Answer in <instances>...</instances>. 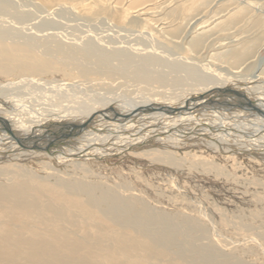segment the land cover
<instances>
[{
	"label": "rangeland",
	"instance_id": "374dc122",
	"mask_svg": "<svg viewBox=\"0 0 264 264\" xmlns=\"http://www.w3.org/2000/svg\"><path fill=\"white\" fill-rule=\"evenodd\" d=\"M240 1L1 0L0 6L8 3L6 5H9L13 11L6 12L7 15L2 17L5 25L0 22V32L4 30L15 33L13 37L18 38L14 40H20V37L36 38L41 44L62 42L64 46L93 42L105 51L127 48L126 52L132 54L135 53L128 49L130 46L154 47L161 50L163 56L176 58L180 63L184 62L197 69L204 64H220L229 70H238L240 80H244L246 77H252L253 74L255 76L264 74V0ZM237 21L241 24H237ZM44 28L45 35L39 32ZM9 39H0V84L9 85L7 93L15 92V96H21L13 100V111L8 112L12 117L15 115L14 122L22 123L26 127L38 125V129H43L53 125L55 121L53 122L51 117L58 113L62 115V111L71 110L72 106L80 105L88 108L123 100L135 104L140 101L141 96L149 94L142 93L145 91L144 86L132 83L128 85L121 81L117 84L118 81L99 82L100 77L96 75L82 77L78 70L71 71L53 63L57 62L54 57L50 60L43 59L49 61V65L53 63L52 70L47 69L46 72L39 74L27 72L20 67V64L11 63L15 57L19 59L25 57L21 54V50L26 51L27 55H33L37 60L42 59L27 52L29 49L25 45ZM197 42L199 44L196 47ZM16 49L19 51L15 52ZM138 53L142 54L139 51ZM233 53L236 54V58ZM5 56L10 61H6ZM137 58L145 63L138 56ZM3 68L9 73L2 71ZM225 72H222L223 75L227 74ZM31 78L43 83L44 87L33 81L28 82ZM24 79L29 80L24 82ZM64 84L63 89L59 87L56 89L57 86ZM154 85L148 90H161L167 95L173 92L167 85L157 83ZM71 90L76 91V96L79 92L80 97L75 99L70 96ZM133 90L135 91L132 92ZM81 91L84 93L80 94ZM259 93H264V87ZM134 95L135 99H133ZM64 96L67 97L63 98ZM16 100L19 102L16 103ZM3 109L1 106L0 111L4 112ZM31 120L36 121V124ZM48 129L53 130L52 127ZM250 132L248 130V134L239 135L247 137L252 134ZM263 134L264 132L259 135L260 138L262 137L261 140L264 139ZM79 135H82V132L70 138L77 139ZM240 137H232V141L228 139L229 146L225 139H222L223 143L227 144L226 147L230 148V153L219 152V147H222L219 145H216L219 148L217 151L213 146L206 148V141H210L206 138L207 140L201 141V148L190 146V149L186 150L172 149L171 154L175 162L167 161V163H155L141 156V151L111 154L107 159L94 157L64 163L44 155L29 156L21 161L5 162L3 158L4 161L0 160V186L13 183L15 185L19 182L15 179L13 182L7 171H11L13 176L25 175L20 183L26 187L28 195L31 197L36 195L44 206L46 203L61 207L62 210L57 213L65 218L71 219L76 216L77 226L72 222L70 226L81 237L88 234L92 236L90 242L82 244V251L78 255L81 261L84 256L96 255L99 249L108 258H121L126 253L123 249L128 247L132 248L128 253L130 260L137 256L143 260L149 255L152 264H169L167 260L170 255L161 256L160 248L154 247L149 240L136 235L133 230H120L113 221L110 222L102 214L99 208L91 207L85 195H74L69 192L67 186H59L57 182L59 179H68L76 183L87 182L86 184L91 186H102V189H114L124 198L138 201L139 208L146 205L156 215L161 214L166 219L170 218L174 223L181 224L178 226L180 229L187 226L192 235L198 236L196 240L198 247L210 246L221 256L226 257L225 259H230L234 263L264 264V157L259 158L254 152L253 154L248 153L249 151L241 152L238 146L242 143ZM70 138H67L68 141H71ZM69 143L65 148L74 149L75 146ZM6 200L10 201L5 195L0 197L2 206L0 219L9 215L16 221L15 224L20 225V222L26 219L24 214H21L22 211L13 212L7 209L9 205ZM122 231L123 233L120 234ZM114 235L118 237L117 242L110 244L109 241ZM180 237L182 241L184 236L180 235ZM97 240L107 243L105 248H96L103 246V243H96ZM57 245L54 246L58 247ZM174 255V264H183L179 256L175 253ZM6 257L0 255V264H5L3 259ZM130 262L135 264L134 261Z\"/></svg>",
	"mask_w": 264,
	"mask_h": 264
},
{
	"label": "bare ground",
	"instance_id": "6f19581e",
	"mask_svg": "<svg viewBox=\"0 0 264 264\" xmlns=\"http://www.w3.org/2000/svg\"><path fill=\"white\" fill-rule=\"evenodd\" d=\"M6 4L8 3H3V6H0V22L3 25H5V21H2V17L7 15L6 12L13 11ZM236 23L239 24L240 22L237 21ZM9 27L10 25H8ZM2 31L0 32L1 40L18 38L17 36L13 37L15 33ZM39 32L45 35L46 29L44 28ZM14 41L25 45L29 49L27 52L38 55L42 59L37 60L33 55L29 54V56L26 51L20 49L21 54L25 57H22V59L15 57L11 63L20 64V67L27 72L43 73L47 69L52 70L53 63H56L60 67L62 66L71 71L78 70L82 77L96 75L100 77L99 82L106 80L118 81L117 84L121 81V83L125 82L128 85L132 83L137 86H144L145 91H142V93L149 94L141 96L140 101L135 104L124 102V100L122 102L110 100L111 102L105 103L103 106L88 108L80 105L72 106L71 110L62 111V115L58 113L54 114L51 117L52 119L50 118L53 122L55 121V124L52 125L50 122L51 125L38 129V125L26 127L22 123L13 121L15 115L12 117L8 111H13V100L19 96H15V92L14 94L7 93L9 85L0 84V107L4 108V112L0 111V160L4 158L5 162L21 161L29 156L44 155L64 163L94 157L107 159L111 154L141 151V154L139 153L141 156L155 163H167V161L175 162L171 154L172 149L186 150L190 149V146L201 148V141L206 138L210 139V141H206V145L204 144L206 148L213 146L216 151L220 148L219 152L230 153V148L226 147L230 143V141L228 143V139L238 138L240 133H247L248 130L252 134L247 137H244L245 135L240 137V139L242 138V143L238 144L240 151H249L248 153L251 154L254 152L259 158L263 159L264 157V139L261 140L262 137H259L264 132V93H259V90L264 87V74L262 73L259 76L253 74L252 77L240 80L238 70H229L226 66L220 64H204L205 66L203 65V67L197 69L195 66L187 65L184 62L180 63L176 58L163 56L161 50L147 46L141 48L140 46L136 47L137 45L130 46L128 49L135 53L132 54L126 52L127 48L105 51L93 42L78 46H64L62 42H60L61 44H41V41L38 42L36 38L24 39L20 37V40ZM198 44L199 42L196 43V47ZM18 51L19 49L15 50V52ZM138 51L142 54H139ZM235 53L237 54V52ZM137 56L145 63L139 61ZM51 57L56 58L57 62L49 65V61H43L45 58L50 60ZM4 59L10 61L6 56ZM173 60L175 62H172ZM2 71L9 73L4 68ZM223 71H226L227 74L224 73L225 75H223ZM25 80L28 81L29 79H24V82ZM31 81L43 86V83L38 80L31 78L28 82ZM156 83L167 85L173 92L167 95L161 90H148ZM108 84L110 83L108 82ZM63 86L65 84L59 85L57 88L54 87L63 89ZM12 90L14 91V89ZM73 91H70L72 92L70 96L75 99L80 97L78 96L79 92L76 96V91ZM83 93L81 91L80 94ZM18 94L20 95V92ZM133 99H135V95ZM80 101H83V99H80ZM131 101L133 102V100ZM18 102L16 100V103ZM257 111L259 113H256ZM33 121L32 123L36 122ZM28 123L30 122L28 121ZM48 127H52L53 130L49 131ZM79 132H82V135H79L77 139L75 137L70 138L79 134ZM67 138H70L71 141H68ZM222 139L227 142L226 145ZM68 142L75 146L74 149L67 150L65 148V145L68 146ZM216 145L222 147L218 146L219 148H217ZM224 145L225 147H223ZM6 173L10 179L19 182L15 185L13 183L8 186H0V197L5 195L10 200H6L9 206L5 207L13 212L14 210L22 211L21 214H24L26 219L21 221L20 225L15 224L16 221L9 215L0 219V255L7 256L3 259V263L132 264L130 261H134L135 264H152V258L149 255H146L143 260H140V256L130 260L128 253L132 248L129 247L123 249L126 253L121 258H108L99 249L96 255L84 256L83 261H81L78 255L82 251V244L90 242L92 236L90 235V237L88 234L81 237L70 226L72 223L77 226L76 216L71 219L65 218L62 214L57 213L62 210L61 207L46 203L44 206L36 195L32 197L28 195L26 187L20 183L25 175L13 176L11 171ZM57 182L59 186H67L69 192L74 195H85L89 205L99 208L102 214L110 222L113 221L120 230L131 229L136 235L149 240L154 247L160 248L162 251L161 256L170 255L167 260L169 264L175 262L174 253L179 256L183 264H239L230 259H225L226 257L221 256L216 249L210 246L203 247L200 245L198 247L196 245L198 236L192 235L186 225V228L180 229L178 226L181 224H176L174 220L166 219L161 214L156 215L146 205L139 208L138 201L132 198H124L114 189L104 188L106 189L104 190L99 185L91 186L86 184L87 182L76 183L68 179H59ZM116 235L112 236L109 241L110 244L117 242L118 237ZM180 235L184 236L182 241L179 239ZM180 238L182 239V237ZM97 242L103 243V246H95L96 248H105L104 246L107 244L101 240H97ZM55 244H59L58 247L54 246ZM174 247L176 250H174Z\"/></svg>",
	"mask_w": 264,
	"mask_h": 264
}]
</instances>
